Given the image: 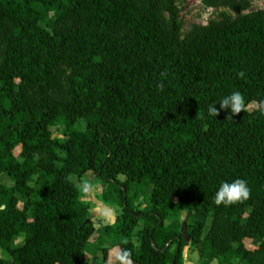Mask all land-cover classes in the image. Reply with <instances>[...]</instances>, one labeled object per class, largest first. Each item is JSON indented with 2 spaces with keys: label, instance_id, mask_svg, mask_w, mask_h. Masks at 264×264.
Here are the masks:
<instances>
[{
  "label": "trees",
  "instance_id": "obj_1",
  "mask_svg": "<svg viewBox=\"0 0 264 264\" xmlns=\"http://www.w3.org/2000/svg\"><path fill=\"white\" fill-rule=\"evenodd\" d=\"M205 2L228 10L182 37L176 0H0V264H86L98 242L99 264H185L188 241L264 264V8ZM233 90L244 110L206 115ZM89 171L120 208L95 241ZM236 178L249 197L213 203Z\"/></svg>",
  "mask_w": 264,
  "mask_h": 264
},
{
  "label": "rangeland",
  "instance_id": "obj_2",
  "mask_svg": "<svg viewBox=\"0 0 264 264\" xmlns=\"http://www.w3.org/2000/svg\"><path fill=\"white\" fill-rule=\"evenodd\" d=\"M251 1V9L257 10L264 8V0H250ZM177 6L179 8V21L181 23V34L182 37L185 36L195 25L197 24H207L212 19H218L222 11L228 10L225 7H212L207 6L205 0H176ZM256 104L253 103L249 107L253 108ZM78 125L83 128L85 125L82 121L78 123ZM63 127H53V135L63 137L62 133ZM75 181L78 182L81 197L82 199L89 205L91 217L93 222L95 223L97 233L91 238V241H95L97 236L102 232V227L108 223H111L115 220L116 216L120 212V208L116 205H111L105 203L100 197V191L102 189V184L100 180L97 178L94 172L86 173L81 178L73 177ZM121 180H125V176H120ZM88 185V188L85 189L84 185ZM198 217H202L197 215ZM188 218V212L183 211L181 213V221H185ZM204 218V217H202ZM206 221V227L204 229V233L207 231L209 224L211 222L210 217L204 218ZM140 225L138 226V228ZM262 240H251L246 239V246L249 248H254L258 245ZM137 243V239H135ZM103 245H110V242H106L104 244L97 243L95 248L94 255L88 254L89 258L86 264H99L102 260L103 253L100 249ZM115 252H117L116 246H111L109 250L108 256V264H119V262L115 258ZM0 256L7 258V255L4 254L0 250ZM184 258L185 264H218L216 260L212 261H203L199 258L196 247L192 246L190 241L187 242V246L184 249ZM239 264V263H236Z\"/></svg>",
  "mask_w": 264,
  "mask_h": 264
},
{
  "label": "clouds",
  "instance_id": "obj_3",
  "mask_svg": "<svg viewBox=\"0 0 264 264\" xmlns=\"http://www.w3.org/2000/svg\"><path fill=\"white\" fill-rule=\"evenodd\" d=\"M240 75H243V73H240ZM257 103L258 111L261 115H264V98H261ZM217 104L219 105V109L216 107ZM245 106L246 102L241 92L233 90L215 102L209 103L206 109V115L216 117L219 110L226 109L231 116L244 110ZM84 188L87 189L88 185L85 184ZM248 197L249 189L246 180L236 178L231 182L225 181L219 184L214 193L213 203L217 206H228L241 200H246ZM115 258L119 264H131L130 254L126 249L115 252Z\"/></svg>",
  "mask_w": 264,
  "mask_h": 264
},
{
  "label": "crops",
  "instance_id": "obj_4",
  "mask_svg": "<svg viewBox=\"0 0 264 264\" xmlns=\"http://www.w3.org/2000/svg\"><path fill=\"white\" fill-rule=\"evenodd\" d=\"M90 172H92V171H89V172H87V173H90ZM113 222V221H112ZM204 264H206V262H204Z\"/></svg>",
  "mask_w": 264,
  "mask_h": 264
}]
</instances>
